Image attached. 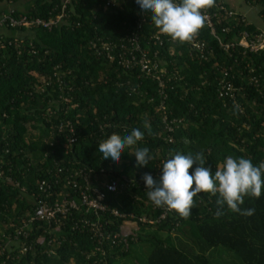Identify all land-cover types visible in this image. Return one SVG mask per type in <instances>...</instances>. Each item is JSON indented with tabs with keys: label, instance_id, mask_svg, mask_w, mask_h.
<instances>
[{
	"label": "trees",
	"instance_id": "trees-1",
	"mask_svg": "<svg viewBox=\"0 0 264 264\" xmlns=\"http://www.w3.org/2000/svg\"><path fill=\"white\" fill-rule=\"evenodd\" d=\"M19 1L0 0V5ZM24 1L23 10L0 6V15L45 22L62 13L63 17L51 29L4 26L5 33L0 28L5 45L0 48V152L8 150L5 160L13 164L21 188H34L42 179L51 184L57 180V186L52 184L53 198H59L65 190L72 194L66 178L82 170H92L89 180L94 185L105 175L125 181L123 193H105L104 202L110 209L127 214L109 222L119 238L103 244L108 264H118L131 255L132 246L140 241L148 246L142 264H212L206 254L218 247L233 253L241 264H264V189L259 198L244 197L240 207L254 209L250 216L225 207L217 217V196L201 192L193 198L188 217L171 210L156 222L161 211L148 199L141 179L145 173L158 176L161 161L176 151L203 153L206 166L213 169L228 155L248 158L254 164L264 161V49L226 51L203 24L196 37L212 47L215 55L201 61L177 40L170 55V37L161 36L166 77L160 88L157 82L141 77L137 69L126 70L104 55L96 56L89 46L95 40L118 42L134 32L135 13L139 12L136 0L110 4L107 0ZM222 1L235 13L215 28L223 43H231L243 32L254 35L264 29V0H242L257 10L258 26L245 16L241 20L242 13ZM224 27L229 31H222ZM156 30L153 24L143 28L145 35ZM253 76L257 86L249 83ZM222 82L240 88L235 102L219 96ZM38 87L42 93L36 92ZM59 96V112L53 114L50 102ZM65 120L73 127L71 145L65 141L68 131L58 133L56 129ZM145 121L150 130L143 127ZM133 128L145 133L135 147L149 149L153 157L149 164L138 166L131 155L133 148H126L117 164L103 160L99 143L114 133L123 137ZM29 204L19 188L0 184V251L1 247L4 250L0 261H10L16 246L24 243L29 248L20 256L21 262L13 264H101L99 253L90 255L94 239L86 231L72 229L77 218L91 217L83 209L63 218L61 230L51 234L60 241L56 255L50 253L51 246L32 242L33 238L6 245V237L13 233L10 225ZM141 217L146 221H139Z\"/></svg>",
	"mask_w": 264,
	"mask_h": 264
},
{
	"label": "built area",
	"instance_id": "built-area-1",
	"mask_svg": "<svg viewBox=\"0 0 264 264\" xmlns=\"http://www.w3.org/2000/svg\"><path fill=\"white\" fill-rule=\"evenodd\" d=\"M68 1L69 0H66L65 2ZM115 1L116 0H107V4ZM201 12L205 18L203 24L210 30V34L217 40L220 48L227 51L230 48L234 49L235 47H240L252 53L264 49V29L254 35L243 32L239 37L234 38L231 43H223L216 37L215 28L220 25L221 20L224 18L231 19L235 15L232 8L227 7L222 0L218 2L211 0L209 7L207 8L205 6L201 9ZM62 17L63 13L57 16L54 21L45 22L39 19L28 20L25 17L14 19L11 15L1 14L0 28L3 32H5L2 29L4 26L10 28L41 26L45 29H51V26L57 24ZM135 17L134 32L124 35L118 42L111 43L109 40H95L89 42V46L94 50L96 56L101 57V55H104L107 60L115 62L117 66L126 70L137 69L141 77L157 82V86L162 88L163 80L166 77V69L162 65L163 55L160 52V47L164 44L161 36L165 38L168 37V35L160 33L158 29L155 34L145 35L143 28L145 24L149 26L152 24L150 18L147 15L143 16L140 11L135 13ZM241 20H244V15ZM222 31H229L228 27L222 28ZM1 39L0 36V48H4L5 45L2 43ZM140 42H145V45L142 46ZM167 42L170 43V46H168V53L171 55L173 51L171 46L176 44V40L170 37ZM184 43L189 49L192 57L198 60L206 61L209 56L215 55L213 48L208 47L204 41L198 39L196 34L192 36L191 40L184 41ZM249 83L254 86L259 84L254 76L249 78ZM240 91V88L236 89L230 82H222L218 93L219 96H225L232 102H235L236 93ZM36 92L42 93L43 88L38 87ZM60 101L61 96H59L57 100L50 102L53 105L51 109L53 114L59 112L57 103ZM160 108L162 110L164 109L163 104L160 105ZM163 122H165L164 118ZM165 127L167 131H172L171 126L165 125ZM56 129L59 131L58 133H62L65 130L68 131L69 135L65 137V141L69 145L73 143V127L69 121L65 120L64 122H60ZM7 154L8 150H6L4 154L0 152V184L7 183L10 186L19 188L22 193L27 194L30 206L17 217L16 223L10 225L13 228V233L6 237V245L9 243L18 244L21 241H29L30 238H33L32 242L35 241L40 244L46 243L49 247L51 246L52 248L49 249L50 253L56 255L55 249L58 248L60 241H57L58 238L56 236H51V234H55L61 230L63 218L71 217L74 212L83 209L85 211L84 213L88 212L91 217L84 214L81 218H77V222L72 226V229L78 231L82 230V232L86 231L95 241L94 251L92 254L90 253V255L95 257L94 252H97L100 254L101 264H108L105 260L107 254L103 244L106 241L114 243V240L119 238V234L114 233L109 222L111 218H126L127 214L119 212L116 209H110L104 202L105 193L121 194L125 191L127 183L105 175L102 181L94 185L89 180L92 170L75 171L70 178H66L67 185L72 189V194L65 190L59 198H53L52 184L53 186H57V180L51 184L42 179L36 181L34 188H21L20 183L14 178V170L12 169L13 164H11L10 160H5L4 155ZM10 159L13 160V157ZM5 168L7 170L6 172L4 171ZM138 184L139 187H144L141 183ZM159 210L161 212L159 218L155 220L156 222L165 219L167 213L171 211L167 207H159ZM129 217L131 219L133 218L132 215H129ZM139 221L145 222L146 220L144 217H141ZM16 247L17 251L11 253L10 261L8 259L1 260L0 264L21 262L20 256L26 253V249L29 247L24 245V243ZM0 253L4 255L2 247Z\"/></svg>",
	"mask_w": 264,
	"mask_h": 264
},
{
	"label": "clouds",
	"instance_id": "clouds-1",
	"mask_svg": "<svg viewBox=\"0 0 264 264\" xmlns=\"http://www.w3.org/2000/svg\"><path fill=\"white\" fill-rule=\"evenodd\" d=\"M136 4L140 13L147 15L160 33L184 42L191 40L202 27L205 18L201 9L211 4V0H136ZM143 127L150 130L147 121ZM144 134L139 128H133L123 137L114 133L101 141L97 150L103 160L117 164L121 153L126 148H133L131 155H134L137 165L146 166L153 159L149 149L135 147ZM141 179L154 206L167 207L181 217L191 214L193 198L201 192L217 196V217L223 214L225 207L250 216L254 209H241L240 205L245 196H261L264 189V161L254 164L248 158L228 155L213 169L206 166L203 153L176 151L161 161L158 176L154 178L150 173H145Z\"/></svg>",
	"mask_w": 264,
	"mask_h": 264
},
{
	"label": "rangeland",
	"instance_id": "rangeland-1",
	"mask_svg": "<svg viewBox=\"0 0 264 264\" xmlns=\"http://www.w3.org/2000/svg\"><path fill=\"white\" fill-rule=\"evenodd\" d=\"M233 5L237 10H239L241 13L245 12V10H248V14L251 16V18H254L253 23L255 25H259L260 23V17L256 13V9L253 7H250L249 5H244L242 0H225ZM8 6L10 10L14 8H18L19 10L25 9V1L20 0L19 4H2V6ZM1 9V8H0ZM244 15V14H242ZM247 17L248 15H244ZM262 26V25H261ZM146 243L144 241H140L137 244L132 246V254L128 257H124L120 261H118V264H142L144 263V259L146 256V253L148 252V246L146 247ZM206 257L209 259V261L212 264H241L239 259L231 252H229L227 249L223 247H218L215 249L210 250L207 252Z\"/></svg>",
	"mask_w": 264,
	"mask_h": 264
},
{
	"label": "crops",
	"instance_id": "crops-1",
	"mask_svg": "<svg viewBox=\"0 0 264 264\" xmlns=\"http://www.w3.org/2000/svg\"><path fill=\"white\" fill-rule=\"evenodd\" d=\"M225 1V0H224ZM225 2H227V1H225ZM227 3H229V2H227ZM230 5H231V3H229ZM233 6V5H232ZM249 12H248V10H245V12H243L242 14H244V15H248L247 16V19L250 21V22H253L254 21V18H251V16L248 14Z\"/></svg>",
	"mask_w": 264,
	"mask_h": 264
}]
</instances>
